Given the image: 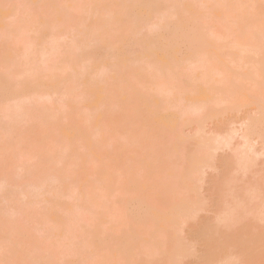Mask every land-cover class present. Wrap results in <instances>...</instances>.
<instances>
[{
  "label": "rangeland",
  "instance_id": "obj_1",
  "mask_svg": "<svg viewBox=\"0 0 264 264\" xmlns=\"http://www.w3.org/2000/svg\"><path fill=\"white\" fill-rule=\"evenodd\" d=\"M90 1L91 0H0V21H7L12 23V25H9L4 32L5 39L2 40L3 42L0 41V58L2 57L3 52H5V50L3 51L4 47H13V53L11 51V54L13 55V61L10 64H12L13 69L17 71L20 70L19 72L21 73L25 72V74H23L22 76L16 77L18 82L24 81L26 79V76L28 77V74L30 75V73L35 72L37 66H56V64L61 63L63 61V57L75 47L77 41L81 37V33L83 30H86L87 32H91L95 29L97 30L98 33L94 34L92 37L86 36L84 38L90 43L113 42L117 33L129 36V34L134 29L135 23L131 21L133 20V18L128 19L127 27H124L121 30H115L114 27L102 29L99 26L98 15L94 14L88 17L85 13L83 7ZM109 2L110 0H101L100 4H107ZM121 9H123V7ZM200 9L201 11L203 10V8ZM197 13L198 12L193 13V15L191 16H188H190V18H192V20L194 21H200L202 15L196 17ZM223 18L224 15H217L211 21H208L207 19H205V21L209 22L208 27H211L212 29V31L209 32V34H213L211 38L213 40L219 41L220 43L228 44L233 40V36L230 34L227 28L220 26L222 25L220 21H223ZM203 19L204 17L201 20ZM157 22H159V19H155L153 24ZM48 24H52V26H50L49 28ZM15 27H18L17 30L20 27H25V30L27 32L26 35L29 39V42L31 43V45L26 48L27 53L30 54H27L28 56L24 54V44H14L16 37ZM41 30H44L45 35ZM147 31L148 28H145L142 33L147 34ZM193 31L197 33L198 31H202V29L200 27H196L193 29ZM38 36H42L44 38L45 43L43 45L34 46L33 44L36 42L35 38ZM200 46V48L198 49H204L205 47L207 48L208 44H202ZM111 49L112 48L110 47L102 48L99 52L101 57H105L106 55H108L111 52ZM133 49L134 52L131 55V58L133 60L131 63H129V68L131 67L130 69H133H129L128 71L127 69H125V67H122L121 69L118 68L116 70L110 69L108 72L107 86H109L110 90H112L113 88L115 90L119 80L125 78L122 88L127 93H131L130 90L139 89L146 91V88L148 89L151 85H154L155 87L151 86V88L154 89H150V93L155 95L157 92H161L164 89L165 82L162 78L157 77L161 75L160 72L156 71L157 66H150L146 61H142L137 58V56L139 55L138 51L140 50L139 45L133 46ZM198 49L195 47L193 48L192 46V49L188 50L187 47H185L183 44L179 46L172 45L171 51H173L174 53H176V51L180 52L179 59L177 60V69L175 70L177 71L176 73H180V76L177 77L178 81H174L176 79L177 74L174 76L175 72L173 71L168 73L169 77L167 78H170V82H172L173 85H177V88L174 89L171 94H168V103L166 104L167 106L159 108L158 111H160V115L168 116L170 114H181V112L185 110H192L191 113L185 115L180 121L178 119H168L166 123H161L160 125L158 122L154 123L155 121H153V123L151 124L149 119V122L147 123L150 124H145L146 122H144L143 120L139 121V119L135 118L138 109L136 103L125 104L121 100L113 101L111 108L106 109L104 100L94 99L89 108L80 105V111H83L84 114L87 115H95L98 113L99 115L96 120L99 123H97L96 120L93 123L83 121L80 123V125H95V127H93L96 128V131L92 130L95 131V133L93 132L95 136H92V138L89 139L91 141H95L96 145L100 148L102 154L104 155L108 153H118L122 149V143L123 145H125V138L131 140V146L128 147L127 143L125 146L129 148V152H125V154L127 153L128 155L126 156V158H129L125 160V163H119L115 165V167H113L114 169L112 170H115V173L120 174V177L123 173L128 174L129 172V177H132L131 175H134L137 179L141 181L145 177V192L148 193H145V197L148 195L147 197H151L154 200L155 198L159 197L157 195L161 194V191L156 194L157 190L160 189L163 185H165V188L163 190L161 188L160 190L164 191L165 189H168V192H166L167 196L163 192V198H165V196L167 197V200L165 199L167 207L168 205L174 206L178 203H185L186 200L193 201L194 204L191 202V204L189 202L188 204H185V206L191 205V209L188 207V209L190 210L184 211L181 214H177L174 212V217L172 218L173 222L171 221V225L169 226L170 228L168 227V224L164 226L168 227L166 228V230H170L171 228H173L176 233L179 234L178 238L180 239H177L176 237L177 240L175 238V240H169V243H171V240H174L172 241V244L176 241L174 246H179L181 244L182 248L180 252L174 251V254H176L175 256H173V254L169 252L168 255L174 258L172 261L174 264H205L204 262L206 260L203 261V259L206 255L207 257H210L209 254H212L211 258L216 257L213 259L217 261L219 260V264L222 262H220V260L224 257L225 258L222 259L224 260L223 262H225L227 258L231 257L230 262H232V264H264V239L263 237L261 238L262 235L264 236V134L260 135L259 133H252L245 135L247 130L246 121H248V118L250 116L255 115L256 111L253 107L250 106L238 108L237 105L245 104L248 102L246 101V96L244 97V99L240 97L239 101L235 100V102H233L234 99L230 98V93H228L227 90L224 91L226 93H223V91H221V89L224 88L223 86H228L229 83L228 81L226 82L224 80L225 77L223 73L217 72V70L213 72V69H211L212 73L210 76L215 78V80H213L215 82V90L214 92L212 91L213 98H211L214 100H221H218L217 102L214 101L210 104H205V102L200 100V102L202 101L203 104L198 105H192L188 101V99L190 98L188 94L190 91H192V88L204 86L206 83L205 68H203L197 63L196 58H191L190 56H187V54L193 53L194 50L197 51ZM229 50L235 49H225L224 51L228 52ZM227 60L228 62H230V65H235V62H239L240 64V61L244 63L243 60H240L239 58L235 59L236 61H233L232 57H227ZM66 61L67 69L65 70V73L59 71L54 72L57 76H60L61 78L63 76H66V74L67 76H71L72 74H68L77 72L76 70H78L79 68V65L76 64L77 62L69 63L68 60H65L63 62ZM212 61L214 62L215 60ZM216 63L215 65H218ZM245 63L247 64L249 62L246 61ZM246 64L241 65L246 66ZM211 66L214 67L212 64H210L209 67ZM33 67H35V69ZM150 67H153V69L155 68L156 70H154L156 72H154L153 69L151 70ZM249 67L251 68V65L249 66L248 64V68ZM253 68V70H248L252 73V75V71L254 70L256 72H262L264 70V68L260 69L259 67H256V70L254 66ZM242 69H245V67ZM245 71L247 72V70ZM249 72H247V74H249ZM261 72L259 73L261 74ZM242 75L244 74L241 72V76ZM249 77H246L247 79L244 81V84L245 86H247V89H249L248 87L250 86L252 87V83L254 82L252 81L251 83V81L249 80H253V78L251 75ZM141 79L143 80V82L139 84L138 81ZM258 79L259 81H261V78ZM241 82H239L240 85H242L243 83ZM262 82L264 86V80ZM33 87V85L29 86V89L26 92V98L23 99V101L30 103L34 99H40V102L42 104L54 101L57 102L58 107H62V100H65L64 98L68 94L66 90V82H59L54 84V86H52L48 93H44L43 91L34 92L35 88ZM228 87L227 89H229ZM245 88L246 87H244V89ZM79 89L81 93L80 96H78L77 101L79 103L84 104L82 97V91H84V89L82 87H80ZM216 90H218L219 92ZM257 93L256 95H258ZM261 93H263L262 95H264L263 90L261 91ZM251 95L252 93L249 94L247 97ZM180 96L182 99L180 98ZM13 103L15 102L9 101L5 104L9 106ZM150 108H153V106ZM150 108L146 111H149ZM146 111L145 113L148 114V112ZM118 112H125L126 115L119 116L117 114ZM41 125L45 126V123H41ZM54 130L59 133V130H57V128H54ZM16 134L17 132L12 129H0V142H3L4 140L6 141L8 137L12 139L16 136ZM34 137L35 134L28 135V139H33ZM209 138L220 139V141L218 140L219 142L215 144L214 148L212 147V150L211 148L208 149L203 146V143ZM55 139V136H51L45 141L44 145H42L40 148H37L36 143H32V141L28 144L21 146L19 151V153L21 154L20 163H16L18 159L13 157V154L15 152V141H10L9 143H6L7 150L4 152V154L0 155V203H2V205L4 206V209L2 211L4 216L3 222L4 228L7 229V237H11L13 241H10L8 243H14V246L7 245L10 246V249L12 248L15 251L22 252L21 255L39 256L41 258L40 261H44V264L46 262H51L53 264H75L73 262L78 259L77 255L74 254V249H76V247L74 246L72 248L73 250L66 253L65 249L66 246H68L67 243H69V239L64 236H61V233L63 232L57 231V233L59 234H51L52 237H54H50V244L45 245L42 243V241H44L47 237L50 236L49 227L51 226L47 222L43 223L40 219H37V221L35 218H33L32 207L34 203L32 202L35 198L34 196L29 195L33 201L31 200V204L28 205L27 203L30 199L27 200L22 190V184L31 182L32 176L37 178V171H41L43 167V171L49 176L47 177L48 181L52 179V168L54 172L55 167H61L62 163H60L59 158L55 159L54 161L51 160L52 157L56 154V148L59 146V143ZM224 139L230 141L228 145L220 144V142H222V140ZM174 142L177 143V150L174 147L176 151L171 150V148L174 149L172 146L176 144ZM128 143L130 142L128 141ZM144 147L145 149L144 151H142ZM41 151L46 153V156H48L47 154H50L49 157L52 156L51 159L48 157L44 158L45 156L43 157V160L35 158V155L40 154ZM172 151L176 152V154L173 155ZM239 151H243L245 154L241 152V156V153H239L240 155L238 154ZM144 152L145 171L142 168L143 165H140L141 161H143L142 163L144 164V159H142ZM168 152L172 153L171 160L166 158ZM202 155H205L204 157L206 159ZM139 156L141 157V159H138ZM199 156L203 158V162H201L200 165H196V158ZM245 157L249 158L246 159ZM239 158L241 160H239ZM36 159L41 161V163L39 165L37 164V166L35 167L33 166V168L30 167L31 169L28 168L30 166L29 164L38 163L35 162ZM245 160H248L250 163L247 161V163H249L247 164ZM242 161H244V166L247 164L245 167L242 165L243 168L240 167L241 165L239 166V162ZM24 162H26L25 164H27V167L26 165H24ZM51 162H56V164L53 166ZM83 163L84 162L81 160L80 164L83 165ZM163 165L164 169H166L168 166V168L170 170L172 168V170L170 171L167 168V170L169 171L166 170L165 172H160L159 170L163 169ZM81 167L74 171L75 173L73 180H71V178H68V176L72 174L73 171L69 174H65V177L68 178L67 182L70 186V189L67 193L69 194L71 192L72 195H77L78 177L84 179L86 181L84 182V184L86 183L85 187L89 188V195L87 196H90L91 199V202L89 201L90 206L94 210L93 207H95V204L100 201V198L102 200L105 196L103 194L107 192V187L108 189H111L109 188V180L112 179V182L114 183L111 182L110 186L112 188L114 186V188L113 190L111 189L112 192L109 191L110 196L106 198V201L110 197L113 198V196L111 195L113 194V192L117 194H113L114 196H117V199L113 198L110 200H116V202H118V204L116 203L118 205V210H111V212L123 215H120V217H112V219L110 216L111 213L108 212V207L111 202H108V207L102 205L103 207L101 206V211H104L107 214L106 218L102 219L104 220V224L102 227L107 230H112L110 232H113V229H122L126 224L125 229H128V227L131 226L133 228L130 230L135 231L136 228L142 224V212L135 206L136 200L133 197L134 195L137 196V192L135 191L137 189H135V187L131 188L133 183L129 182L130 179L127 180L128 176L125 177L124 182L128 181L132 185L128 183V185L120 183L121 185H126L129 188V191H125L126 187L124 186H122V189H119L121 187L118 185V183L120 182L119 178H117V180L115 176L113 177L109 175L108 177H111L110 179L102 177V179H98L99 181H94L91 175L89 176V170L83 172L84 174L79 175V173H82L80 170ZM31 172L33 173V175L31 174ZM35 172L37 173L35 174ZM171 172H174V174H171ZM115 173H113V175H115ZM144 173L145 175L142 177V174ZM135 177L134 179H131L134 180V183ZM121 179L123 180L124 178L122 177ZM168 184L173 185L174 187H172L174 189H171L172 187L168 188ZM12 189H15L17 192V196L14 199H12L10 195L7 197V191ZM40 189L41 188L39 187H34L31 190V194L40 193ZM43 191L44 189H41V193ZM126 192L128 193L125 194ZM139 196L140 194L137 197L140 198ZM37 198L39 199V197ZM146 198L145 200L149 201V198L148 200ZM157 199H160V197ZM36 200L37 199H35L34 202L37 203L38 201ZM66 200L69 205L67 208H70L69 211H66V213L68 212L70 214H68V216L72 217L74 216V214L72 213L76 209V196L74 198H67L65 199V201ZM161 201H164V199H161ZM10 203L13 204L9 205ZM113 203L112 206L114 207ZM152 203L154 202L152 201ZM73 204L75 205L74 207ZM99 204L101 205V203ZM70 205L72 207H70ZM112 206L110 207V209L112 208ZM93 213L94 212L91 213L90 210V213H86L85 216L83 215L82 219L79 221V224L74 225L72 227L73 231L68 235V237H73L72 239H75L82 235V238L80 237L81 239H83L85 236L86 238H89L87 231L92 228L91 224L99 216L97 214L94 215ZM228 215H230L231 217ZM227 217H229V219ZM223 218L224 220L226 218L228 220L226 219L225 221H223ZM149 220H151V218ZM96 221L99 222L98 220ZM155 221H161L162 223L163 219H152V223ZM146 222L148 223V221ZM146 222L145 224L147 225ZM157 224H160V222ZM157 224L156 226L158 227ZM149 226L147 225L148 229ZM216 226H218L220 229L217 228L216 230ZM151 227H154V225ZM151 227L149 230L152 229L154 231L155 227ZM160 227L158 228L163 229L162 224L160 225ZM213 227L215 228L214 231ZM158 228L154 232L156 233V231L159 230V236H163L161 235V233H165L163 237L168 235L166 236L167 238H172V236H170V233H168L169 231H162ZM146 229L147 228H145V230ZM215 231L220 233V237L217 235V233L213 235ZM220 231H226L228 232V235L225 233L224 237V235L222 234L223 232ZM155 233L154 240L158 239V237L156 238L157 234ZM176 233L172 232L171 235H177ZM104 235L106 236V234ZM105 236H103V238ZM11 238H9V240ZM161 238L162 237H160V239ZM216 238L219 240H217ZM260 238L262 240H259ZM214 239L217 240V243H215ZM222 240H224L222 242L223 246L221 244L219 245V242ZM163 242L168 243L166 238ZM163 242L161 241V244ZM227 244L228 246L226 247ZM3 247H5V245H3ZM145 247H147L145 248L146 250H149V247H152L151 249L153 250V246L151 245H145ZM2 251H0V264H7V261L6 263L5 261H1V259H3L1 257ZM96 252L102 257L103 252L101 250H96ZM14 253H11V255L13 254V256L16 258V261L17 257L14 255ZM3 254L5 255V253ZM98 254L95 255L96 258L93 262L91 260L90 262L84 261V263L110 264L109 260L103 261L101 258L98 257ZM11 255L10 257L13 258ZM67 255L70 256L68 258L69 261L64 260L65 256L67 257ZM168 255H159L160 258H157L158 255H156V258L154 255L152 256H154L156 261L157 259H162V256H164L167 259V261L166 259H164L166 261L165 263H167L168 259L170 258H168ZM226 255H228L229 257H227ZM134 256L135 255H133V257L129 256L127 258L117 257L116 259L114 258V260L112 261H116L113 264H126L128 261H135V259L138 260L141 258L139 256L138 258L137 255L135 257ZM92 257L94 258V256ZM21 258H23V256ZM151 258L152 260L154 259L153 257ZM214 260H211L210 262L212 263V261ZM217 261H214V263L216 262V264H218ZM165 263L161 262L159 264Z\"/></svg>",
  "mask_w": 264,
  "mask_h": 264
},
{
  "label": "bare ground",
  "instance_id": "obj_2",
  "mask_svg": "<svg viewBox=\"0 0 264 264\" xmlns=\"http://www.w3.org/2000/svg\"><path fill=\"white\" fill-rule=\"evenodd\" d=\"M100 2L101 0H91L83 8L88 17L94 14L99 16V26L102 29L114 27L115 30L117 29L121 30L124 27H127V20L130 18H133V20L131 21L135 23L134 29L129 34V36L124 34H119L116 32L117 35L115 37V40L110 43H103V42L90 43L84 38L86 36L92 37L94 34L98 33L97 30L96 29L92 30L93 32L92 31L87 32L86 30H83L81 33V37L77 41L75 47L71 51H69L67 55L63 57V61L68 60L69 63L77 62L76 64L79 65L78 70H76L77 72L68 74V75L72 74L71 76H67L66 74V76H63L61 78L60 76H57L54 73L55 71L65 73V70L67 69V61L66 62L62 61L61 63L56 64V66L54 65L52 66L47 65L44 67L37 66L36 69L35 67H33L35 69V72L32 71L33 73H30V75L28 74V77L26 76V79L24 81L18 82L16 77L22 76L23 74H25V72L21 73L19 72L20 70L17 71L12 68V64L10 63L13 61L12 60L13 55L11 54L13 47L12 46L4 47L3 51L5 50V52H3L2 57L0 58V129H12L15 130L17 134L12 139L8 137L6 141L4 140L3 142H0V155L4 154V152L7 150L6 143H9L10 141H15L14 144L15 152L13 154V157L18 159L16 163H20L21 154L19 153V151L21 146L28 144L32 141V143H36L37 148H40L42 145H44L45 141L48 138H50L51 136L56 137L55 140L59 143V146L56 148V154L53 157L51 156L52 159L51 157H49L50 154H47L48 156H46V153L42 151L40 152V154L35 155V158H38L39 160L41 159L43 160V157L45 156L44 158L48 157L53 161L59 158L60 163H62L63 165L61 164V167L60 166L55 167L54 172L52 168L53 174L51 173L52 179L50 181L47 180V177L49 176L45 174V172L43 171L44 169L43 167L41 171H37L41 175L35 172V174L37 173L36 176L38 175L37 178L32 176L31 182L22 184V190L27 200L30 199L29 202L27 203L28 205H30L31 204L30 202H32L33 200L35 201V199H37L36 201H38L37 203L34 201L32 202L34 203L32 207L33 218H35L36 220L40 219L43 223L47 222L51 226L49 227L50 236L47 237L44 241H42V243L45 245L50 244V237H52V235L59 234L57 233L58 231V232H63L61 233V236H64L69 239V243H67L68 246H66L65 249L66 253L73 250L72 248L74 246L76 247V249H74L75 251L74 254L77 255L78 259L79 258L80 259L78 260L76 259L77 258L76 257L75 259L78 262L74 261V259H73L74 262L73 261L70 262H73L75 264L76 263L81 264L82 261H83L82 264H86L84 263V261L90 262L92 260L93 262L94 259L96 258L95 255L98 254L96 250H101L103 252V255L101 257L98 254L99 255L98 257L101 258L103 261L109 260L110 264L111 262L112 264L116 262V261L115 262L112 261L114 260V258L115 259L117 257L127 258L129 256L133 257V255L135 256L137 255V257L139 256L141 258L138 259L139 258L138 257L137 258L138 260L136 259L135 261L131 260L130 262L128 261L126 264H159L161 262L165 263L167 259L164 256H162L163 261L162 259H157L156 261L155 259L156 255H158L157 258H160L159 255H166V254L168 255L170 252L171 254H173V256H175L176 254H174V251L180 252L182 249L181 244L179 246L178 245L174 246L176 241L173 242L172 244V241H174L176 237L177 239H180L178 238L179 234L176 233V231L173 228H171L173 230L171 229L166 230V228H168L171 225L170 224L171 221L173 222L172 218L174 217L173 215L174 212L177 214L178 213L181 214L184 211L190 210L192 208V207L190 208L191 205L185 206V204H188V202L193 203V201L186 200L187 203L182 202L181 204L178 203L175 204L174 206L168 205L167 207L165 202L167 200L166 192H168V189H165L166 191L165 190L162 191L165 188V185H163L164 187L163 186L161 187L162 190H160L161 188L158 190L156 189L157 190L156 194H158L159 191H161L160 192L161 194L157 195L160 197V199H157L159 198L157 197L153 200L151 197H150L151 199L147 197L148 195L146 196L147 198L145 197V193L148 194L147 192H145V184H146L145 177L143 178L144 180L142 179L141 181L137 179L134 175H131L132 177H129L130 172L128 174L123 173L121 177L120 174L115 173L116 171L112 170L114 169L113 167H115V165L119 163H125V160L129 158V157L126 158V156L128 155L127 153L125 154V152H129L128 147L131 146L130 145L131 140L125 138L126 142H124L123 139L125 145H123L122 143V149L118 153L117 152L113 154L108 153L105 154L106 156L102 154L100 148L96 145L95 141L94 140L91 141L89 139L92 138V136L93 137L95 136L94 135L96 131V128H94L95 125L94 124L80 125V123L83 121L93 123L99 114L98 113L95 115L84 114L83 111L82 112L80 111V105L89 108L94 99H99V100H104L106 109H109L111 108L113 101L121 100L125 104L136 103L138 109L135 118L139 119V121L143 120L144 122H146L145 124H150V123L152 124L153 121H155L154 123L158 122L161 125V123L162 124L166 123L168 119H174V120L178 119L180 121L181 119H183L185 115L191 113L192 110H185L181 112V114L180 113L170 114L168 116H162L159 113L160 111H158L159 108L163 106H167L166 104L168 103L167 101L168 94H171L172 91L177 88V85H173V83L170 82L169 80L170 78H167L169 77L168 73L173 71L175 72L174 76L177 74L176 79L174 81H176L178 79L177 77L180 76L179 75L180 73H176L177 71H175L177 69V60L179 59L180 52L176 51V53H174L173 51H171L172 45L179 46L183 44L185 47H187L188 50H190L192 49V46L193 48L195 47L198 49L201 47L200 45L208 44L207 48L205 47L204 49H198L197 51L194 50L193 53L187 54V56H190L191 58H196L197 63L201 65L203 68H205V81H206L204 86L198 88H192V91H190L188 94L190 97L188 101L192 105H198V104H203V102H205V104L207 103L210 104L213 103L214 101L217 102L218 100L219 101L221 100V99L218 100L212 99L213 98L212 94L215 90L214 87L215 82L213 80H215V78L210 76L212 73L211 69H213V72L217 70V72L223 73L225 77L224 80L226 82L228 81L229 83V85L227 83L229 87L223 86L224 88H222L221 91H223V93H226L224 91L227 90V92L230 93L229 95L231 96L229 97L234 99L233 102H235V100L239 101L240 97L244 99V97L246 96L245 98H247L246 101L248 102L245 104L237 105L238 108L250 106L253 107L256 111V114L250 116L248 118V121H246L247 130L245 135L252 133L255 134L259 133L260 135L261 134L263 135L264 134V95H262L263 93H261V91L263 90L264 92V86L262 82L264 80V70L262 72L257 71L258 73L255 70L252 71L253 75L255 74L254 76L256 77V79L261 78L260 79L261 81H259V79L256 80L255 77L252 75V73L249 71L250 69L252 70L254 69L253 66L255 68L259 67L260 69L264 68V0H110V2L107 4H100ZM122 7L123 9H121ZM200 8H203V10L201 11ZM196 12H198L196 17L202 15L200 21H194L192 20V18H190V16ZM217 15H224L223 21H220V23H222V25L220 26L227 28L230 34L233 36V40L228 44L220 43L217 40H213L211 38L213 34H209V32L212 31V29L211 27H208L209 22H206L205 19L211 21ZM203 17L204 19L201 20ZM155 19H159V22L153 24ZM9 25H12V23L7 21H0L1 42H3L2 41L3 39H5L4 32ZM50 26H52V24H48L49 28ZM196 27H200L202 31H198L197 33L193 31V29ZM17 28L15 27L16 37L14 44H20V43L24 44V49H25L24 54L27 55L28 53L26 48H28V46L31 45L26 35L27 32L25 30V27L23 28L20 27L18 30ZM145 28H148L147 34L142 33V31ZM41 31L44 34V30ZM35 41L36 42L33 44L34 46L43 45L45 43L44 38L42 36L36 37ZM135 45L140 46V50L138 51L139 55L137 56V58L139 60L146 61L150 66L153 65L157 66L156 67L157 70L155 68L154 69L157 72H160L162 76L161 75L159 76L156 75V76L158 78H162L163 81L165 82L164 89L161 92H157L155 95L150 93V91L154 89V88L152 89L151 86L155 87L154 85H151L148 89L146 88V91L139 89V90H130L131 93L125 92L124 89L122 88L125 78L119 80L115 90L114 88L110 90L109 86H107L108 72L110 69L116 70L118 68L121 69L122 67H125V69H127L128 71L131 68V67L129 68L130 66L129 63H131L133 60L131 58V55L134 52L133 46ZM105 47L112 48L111 52L105 57H101L99 52L102 48ZM225 49H235V50H229L228 52H225L224 51ZM227 57H232L233 61H236L235 59L239 58L240 60H243L244 63H242V61H240V64L239 62H235L234 64L237 67L232 64L231 66L230 62H228L227 60ZM212 60H215L214 62L215 63L217 62L216 64L218 65H215V63ZM246 61H248L249 63L246 64L245 63ZM208 62L212 64L214 67L212 66L209 67L210 64ZM241 64H246V66L245 65L242 66ZM248 64L249 66L251 65V68L250 67L248 68ZM244 67L245 69H242ZM150 69L152 70L153 67H150ZM154 69L153 71L156 72ZM245 70H247V72H249V74L253 78V80L251 79L248 80L251 81V83L252 81H254L252 83V87L251 86L248 87L250 90L247 89V86H245L244 84V81L250 76L249 74H247ZM241 72L244 75L246 72L245 76L247 78L244 75L241 76ZM259 72H261V74ZM206 77L208 78V80ZM59 82H66L67 84L66 90L68 92L67 96H65L64 98L65 100H62V107H58L57 102L54 101L45 104H42L40 102V99H34L30 103L23 101V99L26 98V92L28 91L30 85L34 86L33 87L35 88L34 92L43 91L44 93H48L52 88V86H54V84ZM142 82H143L142 79L138 81L139 84H141ZM239 82H241L243 86L240 85ZM257 82L259 85L257 84ZM80 87L84 89V91H82L84 104L79 103L77 101V98L78 96H80L81 93L79 89ZM227 87L229 89H227ZM244 87L246 88L244 89ZM252 88L254 89L255 94ZM148 93L150 96L148 95ZM251 93L252 95L247 97ZM256 93L258 95H256ZM235 97L238 98L236 99ZM200 100H202L203 102L202 101L200 102ZM9 101H13L15 103L7 106L5 103ZM152 106L153 108H150ZM149 108L150 110L146 111ZM145 111L148 112V114L145 113ZM117 114L119 116L126 115L125 112H118ZM149 116L152 117L150 118ZM148 120L150 121V123H147L149 122ZM96 122L99 123L97 120ZM41 123H45V126H42ZM54 128H57V130H59V133L56 132ZM29 134H35V137L33 139H28ZM218 140L220 141L219 138L218 139L209 138L203 143V146L208 149L211 148L212 150L215 144L219 142ZM128 141L130 143H128ZM229 142H230L229 140L224 139L222 140V142H220V144L228 145ZM126 143L128 147H125ZM176 146L177 143L172 147L173 148L175 147L177 150ZM175 148L174 149L171 148V150H175ZM144 149L145 147L143 148L142 151H144ZM241 152L245 154L243 151ZM241 152L239 151L238 154ZM172 153L173 155L176 154V152L173 151ZM172 153L168 152L166 158L171 160ZM143 154L144 155L142 156V159H144V164L142 163L143 161H141L140 165L141 164L143 165L142 168L145 171L144 169L145 152ZM205 155L202 156L204 157ZM140 156L138 157V159L139 158L141 159ZM38 159L35 160V162L38 163L36 164L31 163L29 164L30 166L28 165L29 166L28 168L30 167L33 168V166L35 167L37 166V164L39 165L41 161H39ZM81 160L84 162L83 165L80 164ZM239 160L241 159L239 158ZM247 161L245 160L246 163ZM201 162H203V158L201 156L197 157L196 165H200ZM243 162L244 161L239 162V166L241 165L240 167L242 168L244 166ZM25 163L26 162H24V165H26L27 167V164ZM51 164L54 166L56 162L54 163L51 162ZM79 167H81L80 170L82 172L79 173V175L84 174L83 172L89 170V176L91 175L94 181L96 180L99 181L100 179H102V177L110 179L111 177H108L109 175L113 177L115 176L116 179L119 178L120 182L118 183L116 181L118 185L121 186L119 189L123 188L122 186L124 185H121L123 183L126 185L128 184L132 185L131 183H129L132 182L133 185H136V186L132 185L131 188L135 187V189L138 190V191L135 190L137 192L136 193L137 196L140 194L139 196L140 198H138L135 195L133 198L136 200L135 206L137 207V209H139L142 212V218H141L142 224L139 226L141 228L137 227L136 230L134 231V230H130L133 227L128 225L130 228L128 227V229H125L126 228L125 227L126 224H125L124 228L122 229L115 228V230L113 229V232H110L112 230H107L102 227L104 224V220L102 219L106 218L107 216V214L104 211H101L103 206H107L111 202L109 207L107 206L110 209L112 203L115 201L113 203L114 207L112 206L110 211L107 207L106 208L108 209V212L111 213L110 215L111 218L112 217L114 218L115 216L120 217L121 215L111 212V210H115V209L118 210L117 208L118 202H116V200H112V201L110 200L113 198L117 199V196H114L117 194L113 192L114 195L111 194L113 198L110 197L108 198L109 201L108 200L106 201V198L110 196L109 191L112 192L114 188L113 186L114 184L112 185L113 188L110 186V183L113 181L112 179L109 180L110 181L109 188H111L112 190L108 189L107 187L106 189L107 192L105 191L106 193H104L103 195L105 196L107 194L108 195L106 197L104 196L102 200L99 197L100 201L97 204H95V207H93L94 210L90 206L91 199L90 196H87L89 195L88 193L89 188L85 187L86 183L84 184V182L86 181L84 179L78 177L77 195L76 194L72 195L71 192L68 194L67 192L69 191L70 186L67 180L68 178L69 179L71 178V180H73L75 173L74 171H76V169H78ZM167 168L164 169V165H163V169L160 168L158 169H160L159 170L160 172H165ZM72 171L73 173L70 174L68 178H66L65 174L66 173L69 174ZM62 173L64 176L62 175ZM113 173H115V175H113ZM31 174L33 175L32 172ZM171 174H174V172H171ZM144 175L145 173L142 174V177ZM127 176H128L127 180L129 179L130 180L129 182L128 181L124 182L125 177ZM133 176L135 177V183L134 180H131L132 178L134 179ZM122 177L124 178L123 180L121 179ZM126 185L124 186L126 187V190L125 189L123 190L129 191L128 190L129 188ZM172 186L173 185L170 184L168 188ZM34 187H39L41 189H44V191L41 193V189H40L39 191L40 193L31 194V190ZM173 187L171 189H174ZM15 192H16L15 189L7 191V197L10 195V197L14 199L17 196V192L16 193ZM163 192L166 195L165 198H163L164 197ZM127 193L128 192H126L125 194ZM29 195L34 196L35 199L32 200ZM75 196L77 201H75L76 206L73 204V207L75 206L76 209L72 213L74 214V216L70 217L68 216L69 213L68 212L66 213V211L67 210L69 211L70 208L69 209L67 208L69 205L67 203V200L65 201V199L74 198ZM37 197H39V199ZM145 198L147 200L149 198V201H146ZM161 199H164V201H161ZM152 201L154 203H152ZM99 203H101V205ZM12 204L13 203H10L9 205ZM70 207L72 206L70 205ZM188 207L190 209H188ZM3 209L4 206L2 205V203H0V251L3 250L2 254L5 253V255L3 254V256L1 254V257L3 258L1 259V261L2 262L5 261V263L7 261V264H40V263L44 264V261L43 262L40 261L41 258L39 256L21 255L22 252L15 251L12 248H11L12 251L13 250L14 251L13 252L11 251L10 246H14V243H8L10 241L11 242L13 241L11 237H9L11 238L9 240L6 233L7 229L4 228V222H3L4 216L2 213ZM90 210L91 213L94 212L93 213L94 215L95 214L99 215L96 219L99 222L94 220L95 224L94 222L91 224L92 228L89 229V231H87L89 238H86L85 236L83 240L81 239L82 235H80L75 239H72L73 237H68V235L73 231L72 227L74 225H78L83 215L85 216L86 213L87 214L90 213ZM102 213L105 214L103 215ZM150 218L151 220H149ZM227 218L229 219V217ZM152 219L153 220L163 219V221L162 223L161 221L158 222L155 221L152 223ZM145 220L148 221V223ZM222 220L225 221L224 218ZM145 222L147 223L148 226L150 225L149 229L153 225L155 227L156 224L160 222V224L157 225L158 227H160V225L162 224L163 229H160L161 227L158 228L157 226L155 228L154 227L151 228H154V231L157 228L162 231H167V232L169 231L168 233H170V236H172V238L171 237L167 238L166 236L168 235L163 237L165 233L164 234L161 233V235L163 236H159L158 232L160 231L158 230L155 233L152 229L149 230ZM167 224L168 227H164ZM145 228L147 229L145 230ZM217 228L220 229L218 226H216V230ZM214 229L215 228L213 227V231ZM172 232H175L177 235H171ZM220 232H223L222 233L223 235L225 233L226 234L228 233L226 231L225 232L220 231ZM154 233L157 234L156 238L158 237V239L154 240L155 237ZM216 233L218 236L220 235V233L216 231L215 233H213V235H215ZM104 234H106V236ZM103 236L105 237L103 238ZM160 237L162 238L160 239ZM262 237L264 239L263 235L261 236V238ZM165 238L168 241V243L170 242L169 241L170 239L175 238L174 240H171V243H169V245L171 244L172 246L171 245L169 246L167 242H163L165 241ZM261 238L259 240H262ZM216 239H214L215 243H217L216 241L219 240ZM224 240L220 241L219 245L221 244L223 246L222 242ZM161 241L163 242L162 244ZM3 245H5V247H3ZM145 245L153 246V250L151 249L152 247H149L150 249L146 250L145 248L147 247H145ZM227 246L228 244L226 245V247ZM5 248L9 251H7ZM14 252H16L19 256ZM11 253H14V255L17 257L16 261H15L16 258L13 256V254L11 255ZM10 255L13 258H11ZM152 255H154L155 258ZM211 255L209 254L210 257H207V255L205 256V258L203 257L204 258L203 261L206 260L204 262L205 264H216V262L214 263V261L217 260L213 259L216 257L211 258ZM20 256L21 257L23 256V258H21ZM92 256H94V258ZM226 256L229 257L228 255ZM69 257H70L69 255H67V257L65 256L64 260L69 261L68 260ZM151 257H153L154 259L152 260ZM169 257L170 256L168 255V258ZM170 258L168 259L167 263L174 264L172 262L174 258L172 259ZM164 259H166V261ZM222 259L220 260V262L222 261L220 264H230V263L232 264V262H230L231 257L227 258V260L225 259L226 260L225 262H223L224 260ZM211 260L214 261H212L211 263L210 262ZM45 264H53V263L46 262ZM87 264H91V263H87Z\"/></svg>",
  "mask_w": 264,
  "mask_h": 264
}]
</instances>
